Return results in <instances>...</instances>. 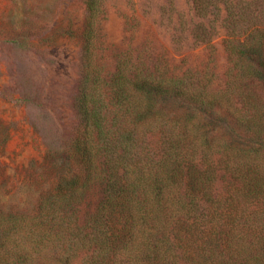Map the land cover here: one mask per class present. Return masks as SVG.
<instances>
[{"label":"trees","instance_id":"trees-1","mask_svg":"<svg viewBox=\"0 0 264 264\" xmlns=\"http://www.w3.org/2000/svg\"><path fill=\"white\" fill-rule=\"evenodd\" d=\"M189 1L223 12L220 85L127 51L107 64L104 0H82L76 122L32 193L0 198V264H264V0Z\"/></svg>","mask_w":264,"mask_h":264},{"label":"rangeland","instance_id":"rangeland-1","mask_svg":"<svg viewBox=\"0 0 264 264\" xmlns=\"http://www.w3.org/2000/svg\"><path fill=\"white\" fill-rule=\"evenodd\" d=\"M100 53L107 64L127 51L178 70H208L224 82L220 19H200L189 0H104ZM82 0H0V198L25 199L49 173L75 124ZM212 30L210 43L194 38ZM44 185V183H43Z\"/></svg>","mask_w":264,"mask_h":264}]
</instances>
